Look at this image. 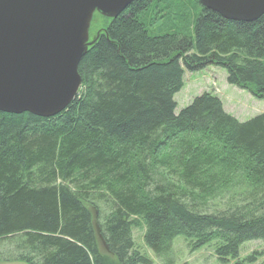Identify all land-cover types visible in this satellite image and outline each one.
<instances>
[{"label": "trees", "instance_id": "1", "mask_svg": "<svg viewBox=\"0 0 264 264\" xmlns=\"http://www.w3.org/2000/svg\"><path fill=\"white\" fill-rule=\"evenodd\" d=\"M94 38L63 111L0 112V242L13 249L8 259L146 264L131 239L140 222L160 259L177 237L192 251L214 243L222 263L243 243H264V114L239 122L202 93L174 115L173 100L184 71L209 67L264 100V14L236 22L198 0H134L115 19L94 14ZM169 179L177 185L163 188ZM214 200L228 203L202 210Z\"/></svg>", "mask_w": 264, "mask_h": 264}, {"label": "water", "instance_id": "2", "mask_svg": "<svg viewBox=\"0 0 264 264\" xmlns=\"http://www.w3.org/2000/svg\"><path fill=\"white\" fill-rule=\"evenodd\" d=\"M134 0H0V112L49 118L74 99L94 14L115 19ZM236 22L264 14V0H198Z\"/></svg>", "mask_w": 264, "mask_h": 264}, {"label": "rangeland", "instance_id": "3", "mask_svg": "<svg viewBox=\"0 0 264 264\" xmlns=\"http://www.w3.org/2000/svg\"><path fill=\"white\" fill-rule=\"evenodd\" d=\"M225 79L226 72L219 68L209 67L196 73L184 71L183 87L173 98L175 102L174 115H177L202 93H210L217 97L222 103L224 112L239 122H245L264 114V100L256 99L248 92L227 84ZM152 172H154V177L162 173L159 170ZM162 182L166 181L162 179ZM167 185L176 186L177 182L169 179L163 188ZM196 202L194 200V203ZM220 202L219 200L208 201L205 205L207 208L202 210L214 211L228 203L227 200L223 202V205ZM100 203L102 202L99 201L98 204ZM100 208L101 215L99 217L100 221H103V216L105 217L108 211L104 210L102 206ZM139 224L138 227L131 229V239L134 250L145 258L146 264H261L264 262V243L261 241L243 243L236 259H228L222 263L214 254V243L192 251L189 243L182 237L173 240L169 254L160 259L146 247L143 241L144 227L141 222ZM11 251H13L12 247L7 246L6 242H0V264H20L12 257L8 259V252Z\"/></svg>", "mask_w": 264, "mask_h": 264}]
</instances>
